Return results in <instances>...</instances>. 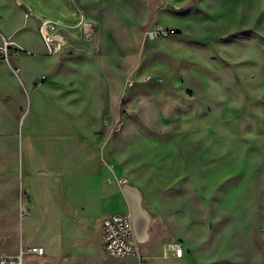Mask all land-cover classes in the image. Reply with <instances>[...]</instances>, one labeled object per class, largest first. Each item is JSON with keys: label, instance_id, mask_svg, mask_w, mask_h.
<instances>
[{"label": "rangeland", "instance_id": "rangeland-1", "mask_svg": "<svg viewBox=\"0 0 264 264\" xmlns=\"http://www.w3.org/2000/svg\"><path fill=\"white\" fill-rule=\"evenodd\" d=\"M2 36L19 51L0 59V254L117 264L99 229L115 196L111 213L147 220L141 264H264V0H0ZM49 114L70 118L31 134L24 161L29 119Z\"/></svg>", "mask_w": 264, "mask_h": 264}, {"label": "built area", "instance_id": "built-area-1", "mask_svg": "<svg viewBox=\"0 0 264 264\" xmlns=\"http://www.w3.org/2000/svg\"><path fill=\"white\" fill-rule=\"evenodd\" d=\"M81 29L84 37H90L95 25L92 21L86 20L81 15ZM38 32L49 54H56L66 46L65 38L58 32L57 25L50 19H41L38 25ZM162 35H167L166 31L159 28L149 30L147 37L157 39ZM9 39L2 37L0 43V59H9L16 55L19 50ZM151 76H144L140 79L137 76H130L126 79V84L132 86L137 80L149 79ZM45 76L41 77V80ZM114 181L121 188H125L127 180L121 177H115ZM18 217L24 218L30 215L31 209L27 202L20 201L18 205ZM100 233L102 245L106 253L111 257L118 259L117 264H141L140 245L145 243L147 236L141 232L136 225L135 218L131 213H112L104 216L100 222ZM177 242L170 241L165 246V252L170 251L171 256H177L180 251ZM44 249L39 246H32L26 249L19 248L16 254H0V264H23L26 254L43 255Z\"/></svg>", "mask_w": 264, "mask_h": 264}, {"label": "crops", "instance_id": "crops-1", "mask_svg": "<svg viewBox=\"0 0 264 264\" xmlns=\"http://www.w3.org/2000/svg\"><path fill=\"white\" fill-rule=\"evenodd\" d=\"M4 37V36H2ZM15 56V55H14ZM63 113H64V109L62 110ZM70 118V115H42V116H32L31 119H29V122H28V125L25 127V135H24V145H25V153H24V161L27 159V152H26V149H27V138H30L31 134L35 133V134H41L43 135V133H46V134H50L52 135L51 131H49V126L50 124L53 122V121H56V120H69ZM40 123H43L44 125H46V127H48V130H41V124ZM68 136H66V140L69 141L67 139ZM52 141H50L49 143H51ZM69 143V142H68ZM84 148H87L86 145L84 146ZM91 185H94V183L92 182ZM138 196V194H137ZM114 198L115 196H110L108 198H106L105 200H101V203L100 205L103 204L104 206V209H106L108 211V214H112L111 211L114 210V205H115V201H114ZM117 198V197H116ZM132 201H134V196H132ZM114 201V203H113ZM30 207V206H29ZM133 208H134V204H133ZM129 211V208L126 207V206H122V209H120V213H126ZM110 212V213H109ZM107 212L106 214L103 213L102 214V217L103 218L104 216L108 215ZM136 222V225H137V219L135 220ZM137 228L144 233L143 229H141L140 227L137 226ZM144 244V243H143Z\"/></svg>", "mask_w": 264, "mask_h": 264}, {"label": "bare ground", "instance_id": "bare-ground-1", "mask_svg": "<svg viewBox=\"0 0 264 264\" xmlns=\"http://www.w3.org/2000/svg\"><path fill=\"white\" fill-rule=\"evenodd\" d=\"M135 190V189H134ZM140 199V198H139ZM134 213L135 212H138L139 211V208H138V196H137V194H135L134 195ZM140 206V205H139ZM35 208V207H34ZM36 210V209H35ZM143 211V210H142ZM86 216V215H85ZM147 220H142L141 218H139V220H137V226L138 227H141V228H143L144 227V224H145V222H146ZM144 233H145V231H144ZM146 236V235H145ZM181 254H182V252H181V249H180V251L178 252V256H181ZM177 257V256H176Z\"/></svg>", "mask_w": 264, "mask_h": 264}]
</instances>
